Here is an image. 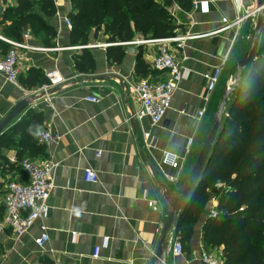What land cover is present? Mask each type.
Returning a JSON list of instances; mask_svg holds the SVG:
<instances>
[{
	"label": "crops",
	"instance_id": "1",
	"mask_svg": "<svg viewBox=\"0 0 264 264\" xmlns=\"http://www.w3.org/2000/svg\"><path fill=\"white\" fill-rule=\"evenodd\" d=\"M207 1L210 6L207 15L195 12L191 20L178 16L176 35L190 33L198 38L187 41L180 50L173 46L185 78L174 92L164 121L153 126L145 119L134 126L131 116L139 111L140 105L126 94L122 81L144 80L135 71L138 60L150 66L147 80H165V75L152 69L156 48L149 44L122 46L125 55L119 63L107 60V49H92L94 71L78 73L74 59L80 50H72L71 30L64 23L71 12L70 0H54L56 15L47 19L57 32L55 47L49 48L54 51L18 50L20 76L25 79L31 70L39 71L42 73L40 86L32 90L22 85L16 87L0 75V125L18 107L29 103L3 129V134L9 133L7 139H13L14 144L0 147V205H4V188L8 181L27 183L20 170V156L23 162L57 165L46 220L49 242L43 250L35 245L40 235L38 224L19 240L6 229L0 233V264H155L168 208L192 170L223 92L235 82V66L249 50L257 21V15H251L257 0ZM14 3L15 0L2 1L0 6L6 8ZM234 3L243 7L240 15L249 17L237 37L234 29L216 33L223 28V19L230 22L236 19ZM4 27L0 22V37L8 42L47 49L29 31L23 33L22 41L6 38ZM26 33L30 38L25 41ZM138 41L143 39L136 36L134 42ZM8 42L0 40V58L5 45L11 46ZM103 43H107L106 38L100 33L90 45ZM57 49L59 51H55ZM128 50L135 53L130 54ZM227 55L220 82L206 103L204 76ZM54 70L60 72L66 83L51 89L47 98L38 91L49 85L45 75ZM88 98H97L99 103H90L86 101ZM203 109L205 114L199 118ZM29 112L43 116L40 132L51 130L60 135L61 140L45 146L38 136H29L26 130L16 134L17 126ZM33 120H26V129ZM147 133L150 134L148 143L144 138ZM188 139L193 140V145L186 155ZM164 153L179 157L177 169L162 163ZM85 169L97 174L98 183L85 182ZM218 205L215 199L208 203L182 256L173 255V245L179 240L176 231L169 235L163 264H203L202 228ZM96 249H100L98 259L93 257ZM210 252L222 256V248Z\"/></svg>",
	"mask_w": 264,
	"mask_h": 264
},
{
	"label": "trees",
	"instance_id": "2",
	"mask_svg": "<svg viewBox=\"0 0 264 264\" xmlns=\"http://www.w3.org/2000/svg\"><path fill=\"white\" fill-rule=\"evenodd\" d=\"M173 2L185 11L191 10L192 0H70V44L86 47L102 33L113 45L106 50L107 60L119 63L125 55L120 45L135 41L136 36L146 41L176 35L177 21L168 11ZM55 15L54 0H15L5 8L0 20L5 26L3 35L22 41L23 33L29 31L44 48H54L57 32L47 19ZM11 49L5 45L2 58ZM74 62L78 73L94 71L91 49H82ZM135 71L139 78L146 79L150 66L138 60ZM41 81L42 73L36 70H31L25 79L20 75L18 78L19 85L30 90L38 88ZM31 118L34 120L26 129L25 122ZM42 121V115L29 112L17 126L16 134L26 130L29 136H38ZM8 136L9 133L0 136V147L14 144ZM19 158L20 170L26 177L23 158ZM212 199L219 202L217 217L206 219L203 247L209 251L222 248L223 264H264V26L257 57L242 72L239 86L228 98L207 166L176 230L183 252ZM4 214L2 204L0 220Z\"/></svg>",
	"mask_w": 264,
	"mask_h": 264
},
{
	"label": "built area",
	"instance_id": "3",
	"mask_svg": "<svg viewBox=\"0 0 264 264\" xmlns=\"http://www.w3.org/2000/svg\"><path fill=\"white\" fill-rule=\"evenodd\" d=\"M3 0H0L2 2ZM234 7L237 13V17L233 22L227 19L222 20L223 28L216 33H221L226 30H235V37H237L240 27L243 22L249 17V15L242 14L240 11L243 9L242 6L236 5ZM5 8L0 6V20L4 14ZM170 15L177 21L178 16L184 15L187 19H192L195 12H199L202 15H207L210 11L209 2L207 0L197 1L192 0L191 10L185 11L182 7L173 2L168 9ZM251 12V15H257ZM65 25L69 30H72V25L68 19H64ZM30 34L26 33L24 35V40H28ZM198 37L191 35L190 33L181 35L177 34L173 37L157 40H146L131 42L128 44H121L120 46L128 45H141L149 44L156 48L155 56L152 62V69L162 75H165V80H139L131 81L124 79L123 85L126 94L135 98L140 109L136 114L131 116L132 123H140L145 119H149L153 126L160 125L169 110L171 109L172 100L174 92L176 91L178 85L185 78V72L182 68L181 63L177 60L173 46L177 50L183 49L187 41L196 39ZM0 40L8 42L7 40L0 37ZM12 49L9 51L6 57L0 58V75H2L5 81L16 87L19 86L18 78L20 75L18 69V63L20 60V55L18 53L19 49H23L30 52H43L48 53L54 50L52 49H42L29 46L27 44H17L8 42ZM113 45L108 43L88 45L86 47H73L72 50H82V49H108ZM59 51V49L55 50ZM230 52V51H229ZM229 55V54H228ZM228 55L223 59L222 63L212 69V71L205 75L206 80V90L208 93V98L205 99L206 103L209 102L210 95L215 92L220 78L222 76L224 67L228 61ZM48 80L49 85L45 86L38 91L43 93L47 98V94L51 89L63 86L66 80L62 77L59 71L54 70L45 75ZM233 85V83L231 82ZM86 101L98 104L99 99L88 98ZM49 102V101H48ZM205 110L203 109L199 113V118L203 117ZM145 142L148 143L150 139V134L144 135ZM38 140L42 145L51 146L52 144L58 143L61 140V136L52 132L51 130H43L38 135ZM193 140L188 139L185 145V154L188 155L192 149ZM98 157L100 153L96 154ZM179 157L172 156L170 154L164 153L163 164H167L173 169H177L179 166ZM57 165L51 162H45L43 164L31 163L29 161H24L22 163V169L27 177V183H19L16 181H8L5 184V196L3 199L5 206V214L2 220H0V233L8 229L12 232L13 236L19 240L25 236L31 228L39 225V237L35 240V245L40 250H43L47 243L49 242L48 236V226L46 225V220L50 214L49 199L52 190L54 189V173ZM84 180L86 183L96 184L98 183L97 174L92 169L84 170ZM156 211V207H153ZM217 213L214 211L210 215V218L216 219ZM100 249L95 250L94 258L98 259ZM173 255L179 257L183 255V246L176 240L173 245ZM201 261L203 264H223L222 256L216 253L210 252L206 249H202Z\"/></svg>",
	"mask_w": 264,
	"mask_h": 264
},
{
	"label": "water",
	"instance_id": "4",
	"mask_svg": "<svg viewBox=\"0 0 264 264\" xmlns=\"http://www.w3.org/2000/svg\"><path fill=\"white\" fill-rule=\"evenodd\" d=\"M253 13L257 14L256 25L250 40L249 51L244 55V57L236 64V79L233 85L230 88L225 89L221 97V103L217 109V112L214 115L213 122L210 130L208 131L206 140L197 156V159L192 167L190 174L188 175L183 188L179 195H177L175 201L169 206L166 220L162 226L160 239L156 250L155 255V264H163L167 251H168V237L172 232H175L183 218V215L186 209L189 206L191 197L197 191V183L201 178L214 143L216 141L219 128L221 126L223 120V112L231 93L239 86L242 78V72L251 65V63L255 60L258 54V49L262 37L263 26H264V0H257L256 6L254 8ZM130 54H134V50L127 51ZM29 103H24L20 107H18L15 111H13L0 125V136L3 134V129L6 125H8L14 118L15 114L23 107H26ZM134 126H137V123L133 122ZM217 193V189L213 191L215 195Z\"/></svg>",
	"mask_w": 264,
	"mask_h": 264
},
{
	"label": "rangeland",
	"instance_id": "5",
	"mask_svg": "<svg viewBox=\"0 0 264 264\" xmlns=\"http://www.w3.org/2000/svg\"><path fill=\"white\" fill-rule=\"evenodd\" d=\"M242 38V37H241ZM251 40V39H250ZM239 42H240V40H239ZM238 46V45H237ZM237 46L235 47V51H236V49H237ZM249 51V50H248Z\"/></svg>",
	"mask_w": 264,
	"mask_h": 264
}]
</instances>
